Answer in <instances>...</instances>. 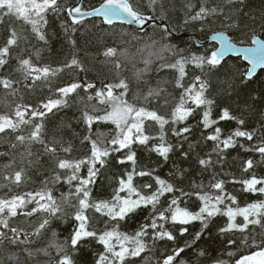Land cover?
<instances>
[{
    "label": "snow or ice",
    "instance_id": "1",
    "mask_svg": "<svg viewBox=\"0 0 264 264\" xmlns=\"http://www.w3.org/2000/svg\"><path fill=\"white\" fill-rule=\"evenodd\" d=\"M177 11L185 28L251 32L255 46L237 49L224 31L210 54L181 46ZM93 16L109 30L134 24L135 34L120 33L119 44L88 59L77 33ZM257 26L264 29V0L258 12L250 0H181L179 8L177 0H103L91 11L83 0H0V91L8 101L0 111V264H188L183 256L194 248L209 255V240L257 249L235 264H264ZM57 41L69 57L42 62ZM228 51H243L251 67L227 68ZM94 64L116 78L101 79ZM127 64L132 80L121 75ZM133 82L149 84L142 98ZM38 91L34 103L26 99ZM77 141L82 154H74ZM31 172L43 177L38 188H27Z\"/></svg>",
    "mask_w": 264,
    "mask_h": 264
},
{
    "label": "trees",
    "instance_id": "2",
    "mask_svg": "<svg viewBox=\"0 0 264 264\" xmlns=\"http://www.w3.org/2000/svg\"><path fill=\"white\" fill-rule=\"evenodd\" d=\"M76 0H65V3L71 5L74 4ZM85 3L87 10H90L94 7H98L103 0H83ZM146 4V0H134V3L137 5H140L141 3ZM181 0H177V8H179ZM262 7V0H250V8L253 12H258L260 8ZM174 22L181 26V31L179 35L181 36V39L176 41L177 43L181 44V46H187L191 48L192 50L200 53V54H210L212 51L216 49V45L214 44H206L203 47H196L194 40L191 38H187L182 36V34H194L197 35V37L205 41L211 33L224 31L227 33V35L231 38L232 42L241 45V46H247L250 45V37L252 35L251 32L248 34H241L237 30L234 29H224L219 24L213 25L211 28L206 29L204 32L199 31L197 27H194L192 25L187 26V28L182 26V13L177 11L174 16ZM135 29L124 26V25H112L111 29L109 30V27L102 24V21L99 19H88L85 21L84 26L81 28V31L77 33V38L79 41V44L81 47L86 48L89 52L88 59H91V56L95 54L98 50H102L105 45L112 46L115 42V44H119V34L122 32H131L135 34ZM81 33L83 35H81ZM255 34L257 37H260L264 40V29H261L259 26L255 29ZM243 41V43H241ZM2 39H0V43H2ZM135 48L131 49L132 53H135ZM70 55V49L67 44H62L60 41H57L54 45V49L52 50L51 54L48 52H45L44 54V61L42 62H48V63H57L65 60ZM83 55V53H82ZM139 59V57H137ZM222 64L227 66L229 69H234L236 66L240 67V70L243 71L247 66L245 63H243L240 58H232L227 57L224 60H222ZM138 67H142L143 65L138 64ZM91 72L99 75L101 79L107 77L108 80H114L116 78V73L109 72L106 67H103L100 64H94V66L91 68ZM132 67L131 64H127V70L124 71L121 75L126 76L129 78V80H132ZM172 75V74H168ZM168 75L165 73H160L161 77L168 78ZM257 77H259V80H264V70L257 73L256 76H254V80H257ZM192 74L190 73L189 78L186 79L185 83L191 82ZM64 81H67L70 79L69 76H64ZM214 85L216 83V78H213ZM257 80V83L259 82ZM155 73H153V76L150 78V84L151 86H155ZM149 84H137L135 82L132 83V92L136 95H139L141 98L144 94H146L148 90ZM42 93L39 91L31 96H27L26 99L29 102H35L37 99L40 98ZM5 96L2 91H0V111H4V105L7 103ZM162 102V101H161ZM153 106V105H150ZM73 110L68 111V115L71 116ZM63 118V114H60L58 117H51L50 119L53 122H56L58 119ZM77 148L79 149V142L77 141ZM83 149H79L77 153L74 154H82ZM5 161L0 159V197H2L6 191V189L3 188V177H2V170L4 167ZM261 170H264V166H261ZM236 172V175L238 178H243L246 176V174H243L239 167H236L234 169ZM32 178V183H30L27 188H38L40 180L43 178L41 174L37 172H31L29 174ZM229 190L234 191L235 189H238L240 185H236L235 188H233L232 185H229ZM213 237L216 236V230H213ZM206 240H208L207 237H205ZM204 247H207L209 249V255L203 258H199L197 253L199 249L194 248L192 251H190L187 255L183 256V258L188 262V264H211V262L216 259L220 258L226 262V264H235V261L243 255H248L251 253V251H255L257 249H250L246 246H232V247H226L224 244H222L219 240H209L208 244L203 245ZM227 251H233L234 256L229 257L227 255Z\"/></svg>",
    "mask_w": 264,
    "mask_h": 264
},
{
    "label": "water",
    "instance_id": "3",
    "mask_svg": "<svg viewBox=\"0 0 264 264\" xmlns=\"http://www.w3.org/2000/svg\"><path fill=\"white\" fill-rule=\"evenodd\" d=\"M76 3H78V0H76V2H75L74 4H76ZM99 6H100V5H99ZM99 6H98V7H99ZM89 11H91V9H90ZM88 19H99V20L102 21V17H95V16H93V17H89ZM88 19H87V20H88ZM113 25H124V26L131 27V28H133V29H136V28H137L136 25H134V24H128L127 22L121 24L119 21H116V22H114ZM106 26H107V25H106ZM215 33H216V32H215ZM215 33L210 34V35L208 36L207 40H205V41L200 40V39L197 37V35H194V34H182V36L193 39L194 42H195V46H196V47H202V46H204V45H206V44H215V45H216V49H217V48H220V47H221V44H220V42H219L218 40L214 39ZM258 38L261 39V40H263V39L260 38V37H258ZM231 41H232V40H231ZM232 43H233V42H232ZM233 44L235 45V47H236L237 49H243V48H249V47H254V46H255V45H253L252 41H250V45H247V46H241V45H237V44H235V43H233ZM216 49H215V50H216ZM227 57L240 58V60H241L243 63H245V65H246L247 67H251V65L248 63L247 59L245 58L243 51H239V52H237V51H228V52H226V53L224 54V56L222 57V60H224V59L227 58ZM261 70H264V69L257 68V70H256V75H257V73H258L259 71H261Z\"/></svg>",
    "mask_w": 264,
    "mask_h": 264
},
{
    "label": "bare ground",
    "instance_id": "4",
    "mask_svg": "<svg viewBox=\"0 0 264 264\" xmlns=\"http://www.w3.org/2000/svg\"><path fill=\"white\" fill-rule=\"evenodd\" d=\"M212 34V33H211ZM209 36V35H208ZM208 38V37H207ZM207 40V39H206ZM251 41V40H250ZM195 43V42H194ZM215 45V44H214ZM205 46V45H204ZM203 47V46H202ZM247 68V67H246ZM262 71V70H261ZM260 72V71H259Z\"/></svg>",
    "mask_w": 264,
    "mask_h": 264
}]
</instances>
